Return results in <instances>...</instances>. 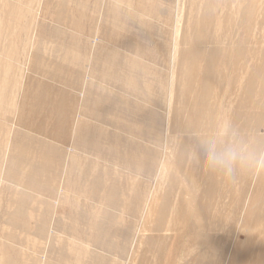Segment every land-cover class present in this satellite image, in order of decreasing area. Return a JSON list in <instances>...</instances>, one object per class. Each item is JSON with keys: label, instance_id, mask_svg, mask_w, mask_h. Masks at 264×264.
I'll return each instance as SVG.
<instances>
[{"label": "bare ground", "instance_id": "obj_1", "mask_svg": "<svg viewBox=\"0 0 264 264\" xmlns=\"http://www.w3.org/2000/svg\"><path fill=\"white\" fill-rule=\"evenodd\" d=\"M71 2L73 3V1ZM98 3L99 9L96 11L99 17V15L105 14L104 11L108 9L109 3L107 6L104 1ZM67 4H69L68 0H64L57 7L65 9ZM41 6V0H0V120H6L5 116L11 114L12 118L9 120L10 122H7L10 123L9 133L13 132L15 128L13 116L20 106L18 95H12V89H15L18 84L20 85V81L19 83L14 82L13 78L20 79L21 73L20 65L12 61L11 58L15 54L18 57L21 55V59L16 61L27 63L28 71H34L40 63L41 54L46 48L43 46L44 49L41 50V47L36 44L39 41V21L42 19ZM179 7V0H176L172 6V9L175 10V18H177ZM22 17L25 18L24 23L20 20ZM58 18L60 19V17ZM173 21L175 26H171L170 31L171 50L165 54L170 60V68L168 67L167 77H164L161 82L166 83L164 94L166 130L161 134V137L164 134L163 140L161 139L164 143L163 148L161 151L156 149L158 147L147 150L148 146L142 145L143 142L135 145L140 152L142 149L150 150L148 169L154 170L150 189L147 191L144 189L147 187L146 183L149 178L144 180L141 178L134 182L137 175L129 174L134 178L128 179L130 180L128 187L130 194L134 197L137 196H135L137 193L141 192L142 194V200H136L137 202H134L132 207H128L127 211H130L132 216H128L123 221H118L119 218L114 221L115 218L107 212L99 211L102 213L100 220L91 221V232L81 235L87 243H82L80 247L83 245L84 249L87 248L85 254L87 264H264V176L253 177L245 174L240 175L234 183H228L218 175L206 172L202 166L195 162L189 151L195 143L194 134L197 131L211 129L220 121L229 118L241 129L258 133L264 137V0H187V20L185 21L187 26L182 28L176 19ZM95 26V32L102 30H100L102 27L100 23L96 22ZM20 28L23 29V39H21L22 36H19ZM35 28H38L37 36H35ZM55 30V34L63 32ZM76 34H79L78 31L74 35ZM74 40L72 42H76ZM4 42L9 43L5 49L3 48ZM96 49L95 45L94 47L91 45L92 53ZM139 58L141 59V57ZM136 59L134 60L137 61ZM89 70L90 66L81 78L78 74L77 81L84 80L81 85V93L85 91L83 85L86 86L87 82L84 75L86 72H90ZM150 71L152 70L150 69ZM91 82L92 79L88 85ZM131 82L133 83V81ZM123 84L125 89L131 90V92L135 91L133 88L135 83L132 84V87L126 82ZM90 88L92 87L90 86ZM149 89L150 92L152 89ZM149 92L147 91V94ZM137 93L139 92L137 91ZM132 94L141 100L148 99L147 97L140 98L135 93ZM124 97L126 98V96ZM130 99L132 100V98ZM74 102L75 100L70 104V109ZM82 103L84 104L83 101L78 100V106ZM6 104L7 108H5ZM59 105V114L61 115L64 101H61ZM125 105L127 104L125 103ZM140 106L134 104L132 110L144 112L145 109ZM88 119L85 114L82 117H77L75 126L68 134L67 130L62 129V126L59 125V128L62 129L61 132L63 131V144L66 143L64 146H68L61 171V180L63 177V181L59 182V185L60 183L66 185L67 173L65 171L67 168L65 167H67L68 160L71 157L76 160L77 157L76 151L70 143L77 142L78 146H84L83 149L87 147L85 135L89 122L88 124H81V122L88 121ZM101 129H95V134L102 133L105 136V129ZM138 132L141 134L140 131ZM53 134L56 138L61 135L54 130ZM33 138L37 142V139ZM154 139L156 140V137ZM9 150L10 143L8 142L4 150L0 174H5L2 172L10 170L9 168L5 171L3 168ZM61 150L64 152L62 148ZM61 150L59 149V151ZM46 151L48 156V150L43 152ZM39 153L40 159L37 166L40 170H44L42 169L44 161L49 158L45 159L43 158L44 154ZM140 160L138 158V161ZM137 163L135 162V167L140 169L141 165ZM0 182L2 183V181ZM131 182L133 185H130ZM93 183L95 182L93 181ZM59 185L55 190L49 192L50 200L37 190L30 201L46 208L48 215L50 208L53 207L51 217L46 223L48 228L46 240L64 241V244H60L65 248V245L66 247L71 246L70 241H73L74 237L81 236L76 233L70 223H65L58 218L57 214H62L59 209L66 206L63 201L65 190L60 188L58 192ZM115 185L116 182L113 180L108 192L105 193V201L108 206L113 205L114 208L118 206V209L123 210L125 205H119V201L113 197L117 191ZM44 187L45 192L48 191L47 185ZM10 191L11 198H14L17 203L19 202V208L23 207L28 201H26L25 191L22 188H12ZM130 204L132 203L130 202ZM14 213L12 209L6 214L11 225H13ZM55 221H57V228H54ZM123 235L126 236L123 237ZM63 236L67 237V241L63 239ZM240 236L243 239H240ZM8 239L9 245L2 243V247L5 249L1 257L2 264H12L11 257L14 254L10 237ZM53 246L54 243L46 244L41 252L42 255L39 256L41 258H38V255L32 257L29 254L27 261H24L28 263L32 260L36 264H47ZM64 248H58L59 261L62 260V249ZM84 249L81 251L85 252Z\"/></svg>", "mask_w": 264, "mask_h": 264}, {"label": "rangeland", "instance_id": "obj_2", "mask_svg": "<svg viewBox=\"0 0 264 264\" xmlns=\"http://www.w3.org/2000/svg\"><path fill=\"white\" fill-rule=\"evenodd\" d=\"M62 1L64 0H41L40 13L42 19L39 21V41L37 40L38 43L36 42V44L41 47V50L46 48L41 54V60L36 69L28 71L27 63L16 61L21 59V55L18 57L15 54L12 56L14 59L11 58L21 67L20 79L13 78L14 82L19 83L20 81V85L18 84L15 89H12V95L19 97L20 106L13 116V122H15L13 132H8L10 131V123L7 122H10L9 120L12 118L10 113L5 116V122L0 120V171L6 143H10V150L3 167L5 171L9 168L10 170L2 172L5 174H0V181H2V183L0 182L2 185V194L0 191L2 197L0 201V264H2L1 257L5 250L2 243L9 245L8 237L12 241L10 243L14 254L11 257L12 264H34L35 261L32 260L28 263L25 262L28 258L27 255L30 254L32 257L38 255L37 257L41 258L39 256L42 255L41 252L48 243H54V248L47 264H87L85 258L87 248L84 249L83 245L80 247L82 243L86 244L87 242L81 235L91 232V221L100 220L102 213L99 211L101 210L115 218L114 221L118 218V221H123L128 216H132L130 211H127L128 207H132L134 202L142 200V194L141 192L137 193L135 194L136 197L130 194L128 188L130 180L128 179L134 178L129 174L137 175L134 182L141 178L142 180L149 178L146 183L147 187L144 189L146 191L150 189L154 170L148 169L150 150H147L158 147L156 149L161 151L164 144L161 141L164 134L162 137L161 134L165 133L166 130L164 116L166 83L161 82H163L164 77H167L170 68V60L165 54L171 50L170 31L171 26H175L173 19H176L182 28L187 26L185 23L187 20V0H179L180 7L177 18H175V10L172 9L176 0H68L71 6L67 4L65 9H59L57 5ZM100 1H104L106 6L107 3L109 4L108 9H106L107 13L104 11L105 14L103 13V16L99 15L98 17V2ZM3 17L5 19V16ZM20 20L24 23L25 18L22 17ZM96 22L102 26H99L100 30L102 29L99 32L94 30ZM35 29V36H37L38 28ZM55 29L63 32L55 34ZM20 31L19 36H22L21 39H23V29L20 28ZM76 31H78V35H74ZM74 38L76 39L74 40ZM72 40L76 42H72ZM91 45L92 47L95 45L97 48L93 53ZM7 46L9 43L4 42L3 48L5 49ZM129 54L130 56H128ZM131 60L133 61L131 62ZM129 64L131 68L133 66V69L130 68ZM89 66L90 72H86L84 75L87 88L83 85L85 91H82L84 94L82 96L81 85L84 80L79 79L77 81V79L79 75L80 78L82 77ZM91 79L93 83L91 82L89 85L92 88L88 85ZM131 81L136 84L133 86L136 92L125 89L123 83L126 82L129 86L131 84L132 87ZM120 87L122 88L120 89ZM149 88L153 91L149 92ZM132 93L139 95L140 98L147 97L148 99H143V101L134 97ZM118 96L120 97L118 98ZM74 100L71 110L70 104ZM78 100L83 101L84 104L78 106ZM61 101H64V105L63 113L60 115L59 103ZM134 104L143 106L144 112L132 110ZM5 108H7V104ZM83 114L89 118L88 121L81 122V124H88L89 122L85 135L87 147L83 149L84 146H78L77 142H75L76 144L70 143L74 147L77 157L76 160L72 157L68 160L67 167H65L67 168L65 171L67 173L66 185L63 183L59 185V182L63 181V177L61 180V171L66 157L65 151L68 147L64 146L66 143L63 144V131L61 132V130L66 129L67 134L70 133V130L75 126L76 118L82 117ZM119 124L121 128H119ZM59 125L62 126V129L59 128ZM97 128L105 129V136L102 133H98L99 135L102 134L100 135L101 138L98 134L96 135L95 129ZM53 130L61 134L59 138L54 136ZM33 137L37 139V142ZM140 143L148 146L147 150L142 149L143 153L138 151L139 149L135 146ZM60 144L63 145L60 146ZM44 150L49 151L48 156L46 155L47 151L43 152ZM39 152L44 154L43 158H49L44 161L45 164L42 167L44 170H40L37 166L40 159ZM138 158L141 160L138 161ZM135 162H139L137 164L141 165L140 169L135 167ZM84 173L88 174L87 177ZM84 176L85 178H83ZM113 180L116 182L115 189L117 190L113 197L119 201V205H125L123 210L118 209V206L115 205V208L113 205L108 206L105 201V193L108 192ZM131 184L133 185L132 182ZM45 185L48 187L46 192ZM58 185L60 186L58 192L60 188L65 190L63 201L66 203L64 208L59 209L63 216L57 214L58 218L65 223H70L75 228L76 233L81 236L74 237V240L70 241L71 246L66 247L65 245V248L60 244H64V241L46 240L48 233L46 223L53 212L51 204L52 208H50L48 215L46 208L30 201L37 190L50 200L49 192L55 190ZM37 186L39 187L37 188ZM11 187L13 189L22 188L25 191L26 201H28L23 207L19 208V202L17 203L14 198H11ZM140 189L142 190V188ZM15 203L17 205L14 206ZM12 209L15 212L13 225L8 222V215H6ZM121 215L122 217H120ZM56 225L57 221H55L54 228H57ZM63 239L67 241L65 236ZM240 239L243 237L240 236ZM60 247L64 248L62 249V260L64 261H59L60 258L57 257ZM79 248L84 249L85 252ZM63 250L67 251L64 252ZM81 254L83 255L81 256Z\"/></svg>", "mask_w": 264, "mask_h": 264}, {"label": "clouds", "instance_id": "obj_3", "mask_svg": "<svg viewBox=\"0 0 264 264\" xmlns=\"http://www.w3.org/2000/svg\"><path fill=\"white\" fill-rule=\"evenodd\" d=\"M190 155L206 172L234 183L240 175L264 176V137L245 131L230 118L199 130Z\"/></svg>", "mask_w": 264, "mask_h": 264}]
</instances>
